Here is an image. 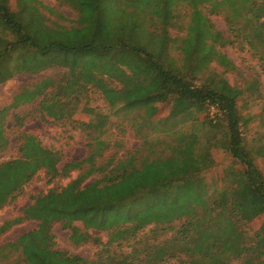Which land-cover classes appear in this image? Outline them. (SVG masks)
I'll list each match as a JSON object with an SVG mask.
<instances>
[{"label":"trees","instance_id":"1","mask_svg":"<svg viewBox=\"0 0 264 264\" xmlns=\"http://www.w3.org/2000/svg\"><path fill=\"white\" fill-rule=\"evenodd\" d=\"M42 4L40 0H16L17 9L11 7L10 0H0V82L14 74L11 70L5 75L2 70L11 51L18 53V60L24 55L36 63L34 69L26 66L21 71H44L54 66L55 46L70 47L67 33L80 43L79 48L72 49L122 47L135 52L156 69L167 98L141 105L122 100L119 103L124 108L144 107V115L149 118L155 116L158 103L168 100L174 116L216 106V123L225 127L219 143L243 165L249 197L258 201L251 206L259 204L255 213L261 211L264 173L241 129L247 123L239 107L243 90L230 84L224 74L212 85H198L194 72L216 51L221 65L227 68L233 64L216 49L217 45L226 47L245 40L251 50L259 44L264 47V0H77L78 25L72 26L46 24L39 10ZM182 5L189 8L185 13L189 21L182 39L184 66L180 69L173 65L175 57L170 50L174 37L170 28L183 17ZM203 7L214 13L224 12L232 36L219 31ZM36 24L40 29L35 28ZM56 30L59 36L54 35ZM51 81L45 77L35 90H26L17 97L31 101L43 96L42 86ZM70 92L78 89L71 88L66 93ZM55 95L60 97L61 93ZM5 112L0 109V151L9 142L2 118ZM184 137L193 141L187 152L174 146L170 152L156 156L139 158L136 152L101 161L98 150L93 152L98 157L96 169L81 170L66 185L38 192L21 215L1 225L0 234L25 220L38 222L15 241L0 246V264H264V229L254 234L246 229L249 215L245 208L250 201L245 202L246 197L241 196L240 184L235 181L218 191L217 196L209 195L198 176L213 162L212 143L206 150L205 145H198L197 134ZM19 140L21 155L0 163V210L17 198L39 172L45 171L50 180H55L81 168L74 161L60 167L61 152L44 145L34 134L22 132ZM98 145L106 143L98 140ZM91 176L93 179L87 182ZM55 223L70 229V238L76 244L94 242L133 249L129 253L121 252L123 249L114 251L107 257L100 254L95 259L72 254L57 246ZM149 226L150 232L145 234ZM90 230L105 232L108 241L102 243L101 236ZM149 234H155L154 238L147 237ZM14 252H18L17 256L9 261Z\"/></svg>","mask_w":264,"mask_h":264},{"label":"rangeland","instance_id":"2","mask_svg":"<svg viewBox=\"0 0 264 264\" xmlns=\"http://www.w3.org/2000/svg\"><path fill=\"white\" fill-rule=\"evenodd\" d=\"M40 1L43 4L39 6V10L47 19L46 24L78 25L77 0ZM10 5L17 8L16 0H10ZM202 9L219 31L226 36H232L231 24L224 12H210L205 7ZM180 11L184 14L183 17L176 26L170 28L174 37L171 40L174 46L170 51L175 57L173 65L181 69L184 66L181 45L189 21L185 13L189 12V8L182 5ZM35 28L40 29V25L36 24ZM54 35L59 36V31L56 30ZM66 35L70 37L66 40L69 46L79 48V41L75 40L73 35ZM70 47H52L53 53H57V63L44 71H21L26 66L34 69L36 63L24 55L18 60V53L15 51L5 57L6 66L2 69L4 74H10L11 70L14 74L6 81L0 82V109H6L2 118L5 135L9 140L6 147L0 151V163L21 155L19 136L22 132H29L36 135L44 145L61 152L60 167L66 162L74 161L79 163L81 168L71 172L68 177L55 180H50L45 171L39 172L24 186L17 198L0 210V227L6 220L21 215L22 209L32 203V198L38 192H47L53 187L66 185L76 178L81 170L96 169L98 157L93 154L96 150L102 155L100 161L113 156L119 159L136 152L139 158L146 154L156 156L161 152H170V148L174 146L182 152H187L193 141L184 136L195 133L199 139L198 145H205L204 149L207 150L208 144L212 143L210 155L213 162L198 176L204 182L208 194L217 196L218 191L237 181L236 185L241 186V196L246 197L245 202L250 201L245 208V213L249 215L246 229L252 234L262 232L264 205L259 213H255L259 204L251 206L258 201L249 197L248 179L243 172V165L219 143L225 127L216 123L219 115L216 106L207 107L203 111L194 109L185 116H174L170 112L171 102L168 100L157 104L155 116L146 117L144 107L124 108L125 105L119 103L122 100L125 103L141 105L167 98L166 91L161 88L156 69L146 63L143 56L122 47L97 51ZM216 49L233 64L227 68L221 65L217 60L216 51L211 59L205 61V65L195 68L196 84L212 85L218 81L219 75L224 74L230 84L243 90L239 107L240 114L247 123L243 124L241 129L256 164L264 173V47L259 44L257 49L251 50L250 45L243 40L237 45H217ZM192 65L194 62L189 65L190 70ZM45 77L52 78L53 81L42 86L45 95L35 97L31 101L19 97L26 90H35L42 85L40 81ZM71 88L78 89V92L66 93ZM56 93H61V96L55 95ZM98 140L104 141L106 145L97 146ZM75 224L81 226L79 222ZM37 225L35 220H25L12 226L0 234V246L15 241ZM150 227L144 231L145 234L150 232ZM53 231L60 249L91 259L100 254L107 257L122 249L121 252L129 253L133 249L132 246L126 245L121 248L117 245L106 247L94 242L76 244L70 238V229L62 228L60 223L53 225ZM90 232L100 235L102 243L108 241L105 232ZM154 235L149 234L147 237L154 238ZM13 254L9 261H12L18 252Z\"/></svg>","mask_w":264,"mask_h":264}]
</instances>
